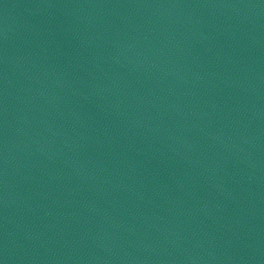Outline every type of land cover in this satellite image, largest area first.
<instances>
[{
	"label": "water",
	"instance_id": "water-1",
	"mask_svg": "<svg viewBox=\"0 0 264 264\" xmlns=\"http://www.w3.org/2000/svg\"><path fill=\"white\" fill-rule=\"evenodd\" d=\"M0 264H264V0H0Z\"/></svg>",
	"mask_w": 264,
	"mask_h": 264
}]
</instances>
